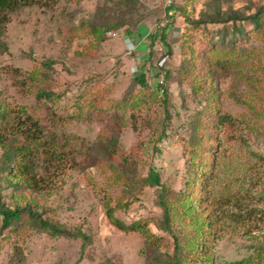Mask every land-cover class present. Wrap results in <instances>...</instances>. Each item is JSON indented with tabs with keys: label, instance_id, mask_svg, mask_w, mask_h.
<instances>
[{
	"label": "rangeland",
	"instance_id": "374dc122",
	"mask_svg": "<svg viewBox=\"0 0 264 264\" xmlns=\"http://www.w3.org/2000/svg\"><path fill=\"white\" fill-rule=\"evenodd\" d=\"M258 12L254 26L249 17ZM107 21L120 25L98 40L93 29ZM240 22L250 33L241 29L235 38L234 64L204 75L199 69V84L187 79L188 43L197 52L205 35L214 42ZM0 41L1 131L20 145V130H41L24 141L32 184L15 188L0 174L2 205L36 211L12 227H3L0 215V264H167L197 251L200 224L216 216L215 264L245 259L264 239V0H21L1 18ZM143 63L147 88L134 82ZM156 82L165 96L155 94ZM210 92L217 114L228 115L225 124L212 118ZM200 119L213 126L204 134L220 147L209 216L176 198L186 187ZM102 137L115 139L117 156H100ZM2 153L0 147V164ZM150 168L165 187L170 231L161 187L143 183ZM106 204L126 223L145 219L156 240L111 225ZM39 218L66 233L44 230Z\"/></svg>",
	"mask_w": 264,
	"mask_h": 264
},
{
	"label": "trees",
	"instance_id": "16d2710c",
	"mask_svg": "<svg viewBox=\"0 0 264 264\" xmlns=\"http://www.w3.org/2000/svg\"><path fill=\"white\" fill-rule=\"evenodd\" d=\"M31 1L33 0H23V3H29ZM19 3H21V0H0V22L1 18H4L7 12L13 11ZM167 12L166 14L168 16H172L169 10H167ZM233 18L240 17L237 16ZM249 19L250 24L257 26L259 25L262 16L260 15V12H258L252 14ZM240 23L241 25L234 24L235 26L233 25V27H231V35H228V31L226 34L224 33L221 35L218 40H214V42L209 41L208 37L205 35V38H207V43L203 45L202 49L197 52H195V49L191 47L192 45L190 46L188 43L186 46L188 47L186 53H190V55L189 58H184L182 62L184 65V75L187 79L199 84V78L197 74L199 69H201V74L204 75L209 70L215 69L219 64L226 67L234 64V46L236 44L235 38L241 29V35L249 32L250 29L245 23ZM119 25L120 23L116 24L107 21L100 28L95 27L93 29V33L96 35L98 40H101V37L103 38V35L107 30H114L119 27ZM156 35L157 34L150 35V45H152L154 42ZM161 39L163 40L164 36H162ZM225 44L227 46H224ZM4 47V44L0 41V50ZM167 74L168 73L166 72L165 78ZM30 77L32 79L35 78L33 74H31ZM146 77L147 69L143 63L138 67L137 74L134 76V82L141 88H147L148 83ZM160 90H162V95L165 96V87L163 88L161 84L156 82L155 94H159ZM46 95L49 97L50 94L41 91L38 96L42 97ZM213 99V94L211 92L205 97L206 103L210 107L212 118L217 120V125L225 124L226 121H228V115L217 114L218 106L216 103H213ZM1 116L2 115L0 114V117ZM31 125L32 124L27 126V128L29 127L30 130H20L23 132V141L20 145L11 143L7 135L2 133L0 128V147L3 149L1 160L2 163L0 164V174L9 185L13 184L15 188L20 187V184L23 185L24 182L28 185L32 184L30 183L33 177L31 173L32 165L30 161L27 160L31 150H29L24 145V141L29 143L30 141L38 139L40 137L41 130H36L30 127ZM195 128L196 132L193 140H195V138L197 140L193 143V150L188 161V177L185 181L186 187L178 193L176 198L182 200L184 207L185 205L190 207L191 203H194L201 212H206V214L209 216L210 212L212 214L214 212L213 208L210 209L211 198L209 196V189L212 178L216 176L218 170L217 158L220 147L217 149L214 144V138L208 137L204 134V131L206 132L213 128L210 122L206 123L203 119H200L198 120L197 124H195ZM116 144L117 143L114 138L113 141H109L102 137L98 140V143L96 142V145L99 147L98 153L100 156H102L106 151V153H109L110 157H113V155L117 156L118 148ZM143 183L150 186L161 187V193L159 194L158 201L163 211L164 227L170 231L171 227L169 219V206L167 204L168 200L166 195H163L165 192V187L160 182V176L158 172L154 168H150L147 176L143 178ZM261 196L263 197L262 201L264 202V193H262ZM218 201H220V199ZM222 201L227 203L229 199L222 198ZM208 207L210 210L207 211ZM22 210L23 209L19 206L14 208L4 207L0 202V215L2 217L3 227H12L18 221L25 220L26 215L32 216L36 213V211L30 209L29 206H25L24 212ZM105 215L108 222L121 231L140 232L144 235L145 240L149 243H153V241L156 240V236L149 230L147 221L145 219H138L130 223H126L115 215L114 208L109 204H106ZM219 217L220 216H216L214 220H209L208 225L206 226H204V222L200 224L196 232V236L198 238L197 251L188 252L184 258L179 255H175L174 259L167 264H186L190 260V257H194V259H196V264H215L212 261L210 245L217 232H221L222 230L221 226L219 225V222L221 221V218ZM38 222L44 230L50 231L51 233H66L65 229H59L54 224L47 222L42 218H39ZM173 238L175 247L178 250V238L175 235ZM227 264H264V239L253 246V252L248 257L245 259L228 262Z\"/></svg>",
	"mask_w": 264,
	"mask_h": 264
},
{
	"label": "built area",
	"instance_id": "2783aa9c",
	"mask_svg": "<svg viewBox=\"0 0 264 264\" xmlns=\"http://www.w3.org/2000/svg\"><path fill=\"white\" fill-rule=\"evenodd\" d=\"M108 34H114L112 31H109ZM129 40L127 41L126 45H125V50L127 54H131L133 52L132 46H133V42H131L130 38H128Z\"/></svg>",
	"mask_w": 264,
	"mask_h": 264
}]
</instances>
